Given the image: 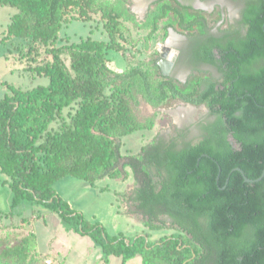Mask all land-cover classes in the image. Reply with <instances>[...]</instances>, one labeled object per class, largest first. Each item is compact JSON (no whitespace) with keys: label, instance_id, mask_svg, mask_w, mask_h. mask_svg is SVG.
<instances>
[{"label":"trees","instance_id":"1","mask_svg":"<svg viewBox=\"0 0 264 264\" xmlns=\"http://www.w3.org/2000/svg\"><path fill=\"white\" fill-rule=\"evenodd\" d=\"M241 1L245 33L230 27L222 36L209 33L205 13L191 5L150 4L141 23L149 34L159 28L164 35L168 28L185 33L193 42L191 64H209L220 74L194 72L180 81L163 74L155 59L119 71L109 66L108 50L123 48L125 22L138 25L128 0H0L15 8L0 42L25 40L28 48L20 50L27 69L48 78L28 89L4 83L9 92L0 99V173L7 177L2 182L10 207L0 215H20L17 207L26 201L40 203L67 229L89 237L104 260L115 255L121 264L135 256L142 264H264V177L245 182L234 169L255 179L264 168V0ZM91 13H100L106 40L87 36L57 44L64 25ZM140 101L154 108L175 101L204 105L213 120L202 125L196 142L176 148V136L154 138L122 164L121 138L153 127L152 116L137 118ZM73 103L78 106L69 120L50 127ZM125 166L134 171L138 186L129 197L145 224L162 228L154 220L165 214L176 233L152 241L144 234H109L54 189L67 176L90 185L119 178ZM0 264L47 263L36 234L27 232L0 236Z\"/></svg>","mask_w":264,"mask_h":264},{"label":"rangeland","instance_id":"2","mask_svg":"<svg viewBox=\"0 0 264 264\" xmlns=\"http://www.w3.org/2000/svg\"><path fill=\"white\" fill-rule=\"evenodd\" d=\"M153 1L128 0L127 5L135 15L138 25L125 22L129 31L122 40V50L117 52L108 50L111 68L119 71L132 62L151 61L152 59L157 61L165 46L174 51L176 46L181 45L179 34L174 29L168 28L165 35L162 28L149 34V28L141 24ZM179 1L202 10L208 18L207 27L213 31L234 27L242 3L241 0ZM13 12H15L13 7L0 6V39L5 34ZM218 14H220L219 17H217ZM169 33L170 36H168ZM87 36L99 40L107 39L100 13H91L88 20L73 19L64 25L59 31L57 44H63L67 40L78 42ZM27 48V42L20 38H11L6 43L0 42V99L9 92L5 82L20 86L22 89L48 83L47 77L34 76L27 69L28 60L20 50L25 52ZM44 56L46 55L42 53L39 58H44ZM169 59L173 58L169 57ZM201 72L207 76L211 74V71L207 69ZM173 74L180 81H185L188 70L181 68ZM77 106V103H73L63 108V116L53 121L50 127L58 128L64 121L67 122L70 113H73ZM134 112L141 121L152 116L153 127L121 138L122 164L127 161L126 156L137 154L142 145L151 142L154 138L168 140L176 136V141L180 139V143L196 142L202 136V125L213 120L204 105L195 106L182 101H175L170 106L156 108L140 101L134 106ZM180 131L182 135L179 134ZM228 139L234 148L238 147L231 136ZM123 169L122 177H104L97 180L94 185L79 178L67 176L56 181L54 189L74 208L81 211L86 219L101 223L109 234L122 233L127 238L144 234L152 241L162 235L176 233L177 225L173 224L171 218L165 214L159 215L154 220V224L161 225L162 228L151 229L145 224V216L137 211L136 205L129 197L138 186L134 171L130 166H125ZM103 186H108V189L101 190ZM9 207L10 190L8 185L2 183L1 180L0 209L8 210ZM17 212L20 215H0V236L33 232L37 236L38 247L47 264H121V258L115 255H109L107 261L104 260L99 247L89 237L67 229L55 211L43 207L40 203L23 202L17 207ZM126 264L142 263L140 257L135 256Z\"/></svg>","mask_w":264,"mask_h":264},{"label":"flooded vegetation","instance_id":"3","mask_svg":"<svg viewBox=\"0 0 264 264\" xmlns=\"http://www.w3.org/2000/svg\"><path fill=\"white\" fill-rule=\"evenodd\" d=\"M243 8V3H241V7L239 9V17L238 19L235 21L234 23V28L235 29H240V33L241 34H244L245 33V29L243 26L240 25V19H241V10ZM225 28L223 29H219L218 31L215 30L213 31L212 29H209L207 27V30L209 33L215 35V36H222L223 35V32L222 30H224ZM179 40L181 41V45L180 46H176V55L173 59V65L171 66V68H169L168 70L166 69V67L162 68L161 66L160 67V70L161 72L162 71H166L167 70V76L169 77H173V78H176L174 77L173 75V72L175 73L177 70H180L181 68H185L186 70H188V75H191L192 73L194 72H201V71H204V70H209L211 71L210 73V76L209 77H214V78H219L220 77V74L216 71V69L209 65V64H198L197 66H194L191 64L190 62V55H191V49H192V38H190L188 35H186L185 33H179ZM168 36H170V33L168 34ZM165 48H168V58L171 56H173V50L170 49L169 47L165 46ZM164 50V49H163ZM215 52H217V50H215ZM162 54V52H161ZM161 56V55H160ZM160 59V57L157 59V61ZM156 61V62H157ZM178 79V78H176ZM179 80V79H178ZM208 110V109H207ZM180 139H178V141H176V139L174 140L175 142V146L176 148H181L186 142H191V141H184V142H179ZM166 141H170V139L166 140Z\"/></svg>","mask_w":264,"mask_h":264},{"label":"water","instance_id":"4","mask_svg":"<svg viewBox=\"0 0 264 264\" xmlns=\"http://www.w3.org/2000/svg\"><path fill=\"white\" fill-rule=\"evenodd\" d=\"M163 49H164V51L162 52V54L160 56V59L157 61V64L159 66H161L162 68L165 66L166 69L168 70L173 65V59H174L177 51L174 50L173 51V56H171L173 59H169L167 57L168 56V48H165L164 47ZM167 70L166 71H163L162 73L163 74H167ZM234 169L241 172V174H242L245 182H258V181H260L264 177V168H263V171H262L261 175L259 177L255 178V179L246 177L245 174H244V172L240 168H238V167H236Z\"/></svg>","mask_w":264,"mask_h":264},{"label":"crops","instance_id":"5","mask_svg":"<svg viewBox=\"0 0 264 264\" xmlns=\"http://www.w3.org/2000/svg\"><path fill=\"white\" fill-rule=\"evenodd\" d=\"M13 13H14V12H13ZM11 15H12V14H11ZM5 94H6V93H5ZM5 94H4V95H5ZM0 177H1L0 179H1L2 181H4V180L6 179L1 173H0ZM1 180H0V181H1ZM2 183H3V182H2ZM5 184H6V183H5ZM36 241H37V248H38V250L41 252V250H40L39 247H38V239H37V236H36Z\"/></svg>","mask_w":264,"mask_h":264}]
</instances>
